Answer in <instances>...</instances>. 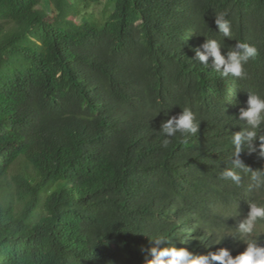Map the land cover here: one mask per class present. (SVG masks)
<instances>
[{"label": "trees", "instance_id": "trees-1", "mask_svg": "<svg viewBox=\"0 0 264 264\" xmlns=\"http://www.w3.org/2000/svg\"><path fill=\"white\" fill-rule=\"evenodd\" d=\"M203 36L222 54L254 46L247 79L192 60ZM248 90L264 93V0H0V264H146L156 233L243 252L218 237L264 204L250 173L221 178ZM184 107L199 132L164 147L160 125ZM259 143L240 155L252 170Z\"/></svg>", "mask_w": 264, "mask_h": 264}, {"label": "clouds", "instance_id": "clouds-1", "mask_svg": "<svg viewBox=\"0 0 264 264\" xmlns=\"http://www.w3.org/2000/svg\"><path fill=\"white\" fill-rule=\"evenodd\" d=\"M227 11H219L214 16L216 32L223 38L230 39L233 35L230 21L227 19ZM204 37V36H203ZM205 38V37H204ZM222 41L215 37H207L204 42L192 49V60L199 62L205 68L209 66L224 78L245 80L248 73L245 65L257 55V49L244 42H237L231 51L222 54ZM211 59V64L209 60ZM246 107L239 109L238 116L233 118L241 122L243 127L239 131L231 133L232 169H225L221 178L231 180L239 185L241 182L240 172L250 173L249 188L257 192L264 191V169L252 170L245 166L240 155L242 152L256 151L255 142L259 141V155L264 157V93L248 90ZM161 112H157L156 116ZM167 115V112L164 113ZM155 116V117H156ZM198 113L191 107H184L177 115L168 116L161 125L159 131L163 136L162 144L167 147L171 138L179 134L183 143L197 136L201 120L197 119ZM239 169L240 172L236 171ZM224 212V208L219 210ZM238 216L239 213L236 210ZM233 217V216H230ZM264 204L256 202L248 203L247 214L237 222L233 228L234 235H220L219 243L225 237L240 238L246 244L243 252L233 256L229 250L221 248L216 253L207 255H194L184 247H177L169 243L162 233H156L149 238L153 246L148 249L150 259L146 264H264V246L258 243V237L264 233ZM212 230H210L211 232Z\"/></svg>", "mask_w": 264, "mask_h": 264}]
</instances>
